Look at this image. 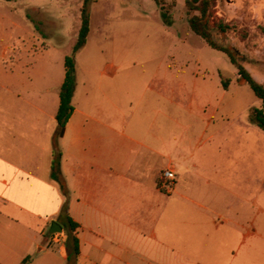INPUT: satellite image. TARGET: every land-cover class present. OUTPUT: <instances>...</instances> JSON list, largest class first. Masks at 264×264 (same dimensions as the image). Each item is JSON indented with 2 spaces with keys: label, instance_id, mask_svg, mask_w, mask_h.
Listing matches in <instances>:
<instances>
[{
  "label": "crops",
  "instance_id": "obj_1",
  "mask_svg": "<svg viewBox=\"0 0 264 264\" xmlns=\"http://www.w3.org/2000/svg\"><path fill=\"white\" fill-rule=\"evenodd\" d=\"M31 42L24 56L0 40V264H67L68 217L76 264H264V132L243 114L216 118L220 76L215 101L181 98L164 79L133 94L118 65L86 78L76 55L59 137L66 55L54 69L30 56ZM54 151L65 193L51 177Z\"/></svg>",
  "mask_w": 264,
  "mask_h": 264
},
{
  "label": "rangeland",
  "instance_id": "obj_2",
  "mask_svg": "<svg viewBox=\"0 0 264 264\" xmlns=\"http://www.w3.org/2000/svg\"><path fill=\"white\" fill-rule=\"evenodd\" d=\"M211 1V25L219 21L229 25L225 33L214 31V38L236 48L241 63L264 86V0ZM160 2L171 16L170 26L163 23L160 4L154 0H92L90 32L76 58L79 75L97 80L104 63L113 62L129 75L133 94L164 79L181 98L206 96L210 101L223 95L220 76L230 84L216 118L238 113L248 119L250 109L260 107L261 100L248 85L237 82V69L228 56L192 32L188 18L193 13L185 0ZM81 6L82 0H0V40L12 53L24 56L34 41L30 56L46 55L57 69L76 42ZM260 152L264 181V142Z\"/></svg>",
  "mask_w": 264,
  "mask_h": 264
},
{
  "label": "trees",
  "instance_id": "obj_3",
  "mask_svg": "<svg viewBox=\"0 0 264 264\" xmlns=\"http://www.w3.org/2000/svg\"><path fill=\"white\" fill-rule=\"evenodd\" d=\"M160 4V17L164 24L170 26L172 19L169 12L163 9L160 0H154ZM92 0H82L80 9V27L77 39L72 47L70 54L64 58L65 77L59 90V106L56 113L58 123L57 136H61L64 126L73 111L72 97L75 89V57L77 53L85 46L87 36L90 30V4ZM211 0H185L187 10L193 13L188 18V24L192 32L200 36L211 48L225 53L230 63L237 69L239 84H246L252 90L254 95L261 100L260 107H252L249 111L248 120L252 124L264 131V86L253 78L250 72L244 67L240 61V56L236 48L233 46L218 42L214 38V31L225 33L229 29V25L223 21L213 23L210 22ZM230 84L229 79L221 78V86L227 89ZM60 154L53 152V161L51 165V177L58 182L61 190L65 193L66 186L60 171ZM63 209H66L63 207ZM78 224L70 217L67 223L63 224L66 234V251L67 264H76L77 255L79 253V242L76 235Z\"/></svg>",
  "mask_w": 264,
  "mask_h": 264
},
{
  "label": "built area",
  "instance_id": "obj_4",
  "mask_svg": "<svg viewBox=\"0 0 264 264\" xmlns=\"http://www.w3.org/2000/svg\"><path fill=\"white\" fill-rule=\"evenodd\" d=\"M175 176L174 173L171 169H165L161 175H160V184L163 187H170L172 181L174 180ZM61 233H54L53 237L55 238L56 241L59 240Z\"/></svg>",
  "mask_w": 264,
  "mask_h": 264
},
{
  "label": "water",
  "instance_id": "obj_5",
  "mask_svg": "<svg viewBox=\"0 0 264 264\" xmlns=\"http://www.w3.org/2000/svg\"><path fill=\"white\" fill-rule=\"evenodd\" d=\"M61 232H62V226L56 221H52L50 223L49 233L54 234V233H61Z\"/></svg>",
  "mask_w": 264,
  "mask_h": 264
}]
</instances>
